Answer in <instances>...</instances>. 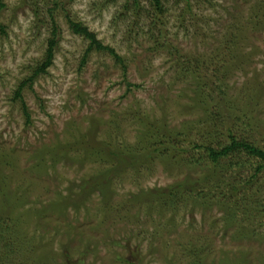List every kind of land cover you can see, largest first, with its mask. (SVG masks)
<instances>
[{
	"label": "rangeland",
	"instance_id": "rangeland-1",
	"mask_svg": "<svg viewBox=\"0 0 264 264\" xmlns=\"http://www.w3.org/2000/svg\"><path fill=\"white\" fill-rule=\"evenodd\" d=\"M56 2L59 43L53 65L23 91L28 123L15 93L45 58L55 0H0V218L12 226L1 240L5 264H264L257 213L242 219L244 232L228 229L215 201L176 185L208 175L201 184L212 192L218 176L231 201L227 183L243 170L189 163L202 151L185 156L191 165L165 158L144 137L219 148L232 130L264 150V0H161V10L154 0ZM68 18L124 63L94 51L82 64L89 41ZM232 33L233 62L224 48ZM222 111L226 124L207 123ZM258 180L264 188V173ZM171 191L183 199L175 207Z\"/></svg>",
	"mask_w": 264,
	"mask_h": 264
},
{
	"label": "trees",
	"instance_id": "trees-1",
	"mask_svg": "<svg viewBox=\"0 0 264 264\" xmlns=\"http://www.w3.org/2000/svg\"><path fill=\"white\" fill-rule=\"evenodd\" d=\"M182 1H186L188 2L189 0H182ZM156 7L158 9L161 10V0H154ZM58 5V3L55 0L54 5ZM53 9L51 8L49 10V14H50V18H51V22H52V31H51V38L48 39V48L46 50V54H45V58L44 60L37 66V68L34 70L33 74L26 79L24 82H22L19 87L18 90L15 93V99H19L22 102L23 105V111H24V115L26 117V121L29 123L30 121V113L28 112V107L25 103L24 98H23V91L25 89V87L32 86L35 82V79L37 77H39L42 74H46L48 69L53 65L54 59H55V52H56V48L58 46L59 43V27L55 18V12L57 10V6ZM155 21V20H154ZM68 22L70 25V29L73 31V33L82 36L83 38H85L86 40L89 41V45L88 48L86 50V53L84 55L82 64H85L87 61V58L89 57V55L96 51V52H108L113 58L116 59L117 62H119V64H123L124 61L122 59V57H120L117 52L108 47L105 46L99 39L96 33L92 32L89 27H87L86 25H84L81 22H76L71 18H68ZM241 32V30L239 31ZM238 36V35H237ZM236 36L235 33H232L230 35V38L226 41L225 44V51L227 53L228 58L230 59V61H234L235 57L238 56V51L236 50V44L238 41V37ZM225 56V58L227 57ZM219 59V57L217 58V60ZM126 68V67H125ZM185 68L191 70L192 67L191 66H186ZM221 73V72H219ZM123 74L126 75V69L123 70ZM193 77H196V79L200 82H202V80L200 79L199 75V71L194 70L192 73ZM214 78V77H213ZM215 79H217V83H224L225 82V78H219V76L217 77L215 75ZM220 84V85H221ZM197 85H200L197 82ZM204 87H201V89ZM198 93H201L202 95H207L206 92L204 91V89L201 90ZM217 93H221V95L224 92V87L221 86H216L215 90ZM210 96V95H209ZM204 102V101H203ZM225 117V112L222 111L218 114H216L214 117H212L213 119L211 120H206L207 123L210 124V122L214 121V122H218L221 125H224L227 123V121L224 120ZM234 130V129H233ZM147 133V132H146ZM229 133V143H227L226 145H219V148H214L212 146L209 147H205L202 146L198 143H193L189 146L188 148H183L181 146V149H177L176 147L178 146V144L180 142L175 141L170 145L171 143H169V145L166 144V141H160V140H156L153 139V137L150 135L148 136L147 134H145V139H147V144L148 147H150L152 145L153 148H155V152L156 155L158 154V152L161 154L160 156H164L169 157L170 155L177 157L175 160L177 161L178 159H181L185 164L187 165H198L197 163H208L210 162L211 165H213V167L216 169L217 166L219 167H229L228 169H233V168H237V170H243V174L241 175V177H238L237 179H234L233 181H229L228 184V189L230 190V194H231V198H234L233 200L230 201V197L225 195L224 192V185L226 182H223L225 180L219 178L217 176V178H215L214 176V189H212V192L208 190V192L206 191L205 188H202V181H208V184H210V182L212 181V177L208 176L200 181V179L195 180L194 182H188V183H180V184H176L178 185L179 189H182L183 187H187L186 188V194L187 197L191 198V196L193 194H197V197L201 199L202 202L206 201L207 203L209 202V198H211L210 202H214V204H217L223 211L222 213L224 214V212H226L227 216H226V221L228 223V229L232 228V226L236 227H240L241 231H245L246 230V225L242 220L245 217L250 216L251 214H253V216H257L258 215V219H260V223L262 226H264V188L260 187L257 189V185H259V176L263 175L264 173V150L257 147L255 144L249 142L247 139H245L244 137H239V135H236L234 132H232V130L228 131ZM175 144V145H174ZM188 149V151H187ZM199 151H202L201 154L198 153ZM188 153H195V154H200L198 158L196 157H192L189 159V163L186 162V155ZM115 156H118L117 153L114 154ZM185 157V158H184ZM230 161V166L228 165H224V162ZM228 161V162H229ZM232 161H236L235 163H233ZM200 166V165H199ZM224 167V168H225ZM192 169V168H191ZM246 172H248L246 174ZM249 172L251 173L248 176ZM212 175V174H211ZM210 178V179H209ZM223 189V190H222ZM222 190V192H221ZM216 192H220L222 194H219L220 196H224V199L218 203V196L215 193ZM171 193L174 192H170L169 195ZM209 194L211 197H209ZM158 196H166L165 194H158ZM212 196L215 197V200H212ZM170 202H172L171 207H175V203L176 201L180 200L182 201L183 199H179L176 196H171L169 198ZM194 206H198V204H202L201 201L199 200H194ZM170 207V208H171ZM242 213V215H241ZM257 213V215L255 214ZM12 229V226H10L4 219L0 218V264H5V261L9 258V256H7L2 250H1V240L5 239V234L10 233V230ZM237 231H239L237 229ZM240 232V231H239ZM252 231L249 229L245 232V234H251ZM243 234V233H241ZM260 234V233H259ZM240 235V234H238ZM11 253V250L8 249Z\"/></svg>",
	"mask_w": 264,
	"mask_h": 264
},
{
	"label": "bare ground",
	"instance_id": "bare-ground-1",
	"mask_svg": "<svg viewBox=\"0 0 264 264\" xmlns=\"http://www.w3.org/2000/svg\"><path fill=\"white\" fill-rule=\"evenodd\" d=\"M237 36V35H236ZM238 37V36H237ZM254 112V111H253ZM227 113V112H226ZM231 113V112H230ZM231 117V116H230ZM226 119V118H225Z\"/></svg>",
	"mask_w": 264,
	"mask_h": 264
}]
</instances>
